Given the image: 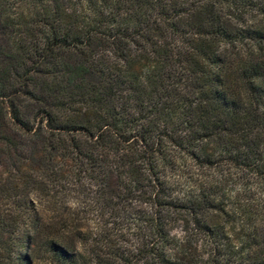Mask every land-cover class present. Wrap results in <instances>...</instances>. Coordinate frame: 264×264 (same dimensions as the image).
I'll use <instances>...</instances> for the list:
<instances>
[{
	"label": "trees",
	"instance_id": "16d2710c",
	"mask_svg": "<svg viewBox=\"0 0 264 264\" xmlns=\"http://www.w3.org/2000/svg\"><path fill=\"white\" fill-rule=\"evenodd\" d=\"M0 264H264V0H0Z\"/></svg>",
	"mask_w": 264,
	"mask_h": 264
},
{
	"label": "rangeland",
	"instance_id": "374dc122",
	"mask_svg": "<svg viewBox=\"0 0 264 264\" xmlns=\"http://www.w3.org/2000/svg\"><path fill=\"white\" fill-rule=\"evenodd\" d=\"M180 223H176V233H179L180 232Z\"/></svg>",
	"mask_w": 264,
	"mask_h": 264
}]
</instances>
